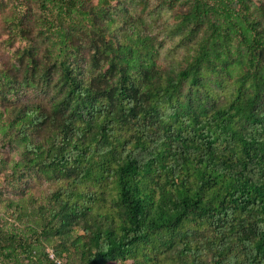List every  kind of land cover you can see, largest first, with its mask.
I'll return each instance as SVG.
<instances>
[{
    "label": "trees",
    "instance_id": "trees-1",
    "mask_svg": "<svg viewBox=\"0 0 264 264\" xmlns=\"http://www.w3.org/2000/svg\"><path fill=\"white\" fill-rule=\"evenodd\" d=\"M34 1L66 93L26 101L0 70V170L15 189L0 200L1 264H55L47 249L68 264H264V33L248 0L167 1L186 6L178 33L206 26L179 72L134 27L108 39L119 24L98 19L118 0ZM80 28L105 36L104 89L72 65ZM203 72L235 80L232 96L201 90ZM187 82L198 89L181 99ZM31 176L50 187L19 184Z\"/></svg>",
    "mask_w": 264,
    "mask_h": 264
},
{
    "label": "rangeland",
    "instance_id": "rangeland-1",
    "mask_svg": "<svg viewBox=\"0 0 264 264\" xmlns=\"http://www.w3.org/2000/svg\"><path fill=\"white\" fill-rule=\"evenodd\" d=\"M98 0H90L94 5ZM168 0H118L123 8L111 10L98 21L103 25L114 18L119 26L112 32H107L108 39L124 42L131 34L132 27L142 36H148L146 51L153 50L154 58L164 69L174 68L179 72L189 50L205 35L206 26L191 32H177L175 12L186 10L181 2ZM252 15L258 20L264 33V0H248ZM42 11L37 2L29 0H4L0 2V70L9 71L18 81L16 88L23 92L26 101L40 99L43 102H55L65 96L66 87L62 82L60 68L52 56L51 35L41 23ZM127 20L130 24H124ZM73 43L79 47L77 57L72 64L85 70V77L96 88H106L113 84L115 72L107 70V59L103 53L106 45L105 36L99 35L90 28L69 30ZM184 67V66H183ZM203 87L211 97L223 100L232 96L237 88L235 80L223 73H202ZM198 89L189 82L180 94L181 99L191 91ZM1 143V141H0ZM5 155L9 150L0 151ZM23 187L32 189H47L50 183L39 182L34 177H23L19 182ZM5 174L0 170V200L6 196H15ZM0 202V209L3 208Z\"/></svg>",
    "mask_w": 264,
    "mask_h": 264
},
{
    "label": "built area",
    "instance_id": "built-area-1",
    "mask_svg": "<svg viewBox=\"0 0 264 264\" xmlns=\"http://www.w3.org/2000/svg\"><path fill=\"white\" fill-rule=\"evenodd\" d=\"M47 254L49 258L55 262V264H68L62 259L58 258L52 249H47ZM1 257L2 255H1V247H0V264H1Z\"/></svg>",
    "mask_w": 264,
    "mask_h": 264
}]
</instances>
